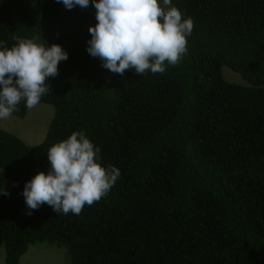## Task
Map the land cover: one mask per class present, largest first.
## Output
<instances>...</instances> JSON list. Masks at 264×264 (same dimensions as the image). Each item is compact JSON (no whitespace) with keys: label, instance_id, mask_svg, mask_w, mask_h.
I'll return each mask as SVG.
<instances>
[{"label":"trees","instance_id":"16d2710c","mask_svg":"<svg viewBox=\"0 0 264 264\" xmlns=\"http://www.w3.org/2000/svg\"><path fill=\"white\" fill-rule=\"evenodd\" d=\"M93 5L0 0V48L15 36L68 52L41 97L54 107L45 140L0 128L7 264L39 244L66 248L71 264H264V0H172L194 22L187 52L164 73L123 76L87 51ZM225 65L248 84L227 81ZM28 110L22 100L13 114ZM80 130L121 175L79 215L47 204L27 215L25 184Z\"/></svg>","mask_w":264,"mask_h":264},{"label":"clouds","instance_id":"9594fccd","mask_svg":"<svg viewBox=\"0 0 264 264\" xmlns=\"http://www.w3.org/2000/svg\"><path fill=\"white\" fill-rule=\"evenodd\" d=\"M160 1L94 0L98 23L89 28L88 53L99 57L102 66L111 73L121 76L128 69H135L140 75L149 70L164 73L166 62L178 64L187 52V37L193 31L194 22L192 18L182 19L181 10L170 6L172 0H163L167 10ZM58 2L71 10L74 6L88 7L90 0ZM13 39L17 41L14 46L0 48V120L18 111L22 100L29 110L37 106L49 91L45 83L48 77L57 76L59 62L68 59V52L60 44L47 47L34 39L15 36ZM247 84L244 80L241 85ZM46 135L47 132L36 144L24 141L38 145ZM93 136L89 131H74L50 147L47 152L50 171L39 172L25 184L27 215L43 204L57 214L79 215L86 204L91 206L107 195L121 172L116 166L103 165L101 147ZM0 192L9 195L7 190Z\"/></svg>","mask_w":264,"mask_h":264},{"label":"rangeland","instance_id":"374dc122","mask_svg":"<svg viewBox=\"0 0 264 264\" xmlns=\"http://www.w3.org/2000/svg\"><path fill=\"white\" fill-rule=\"evenodd\" d=\"M89 28L86 27L87 30ZM230 69L226 65L223 67V75L225 78L230 82L243 84L245 79L242 75ZM53 115V105L39 103L30 109L24 117H18L12 114L11 117L0 120V127L8 129L29 144H36L44 138ZM0 264H7L4 246L0 248ZM20 264H71V257L66 248L39 244L32 246L22 256Z\"/></svg>","mask_w":264,"mask_h":264}]
</instances>
